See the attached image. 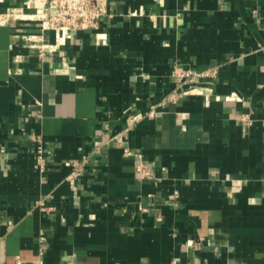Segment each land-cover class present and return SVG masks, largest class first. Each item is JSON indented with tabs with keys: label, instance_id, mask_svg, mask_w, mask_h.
<instances>
[{
	"label": "crops",
	"instance_id": "0c3cea01",
	"mask_svg": "<svg viewBox=\"0 0 264 264\" xmlns=\"http://www.w3.org/2000/svg\"><path fill=\"white\" fill-rule=\"evenodd\" d=\"M101 1L54 55L38 22L0 25V264H264V0Z\"/></svg>",
	"mask_w": 264,
	"mask_h": 264
},
{
	"label": "built area",
	"instance_id": "2783aa9c",
	"mask_svg": "<svg viewBox=\"0 0 264 264\" xmlns=\"http://www.w3.org/2000/svg\"><path fill=\"white\" fill-rule=\"evenodd\" d=\"M23 9L31 13L26 16L15 15L11 11L0 15V25L8 23L10 19H20L35 21L40 24L41 34L29 35L28 47L30 50L38 52L39 57L44 55H54L59 51L61 44L72 40L80 31L97 30L102 17L106 15V5L101 0H25L22 5ZM51 31L55 34L53 43H48L43 39V32ZM172 75L179 86L187 85L191 87L199 80L212 79L216 75V69H207L205 71H195L181 65H174ZM176 100V96L171 97V101ZM155 111L152 109L149 117L154 116ZM244 122H249L248 117L244 115L241 118ZM114 139L125 145L123 148V155L130 156L131 152L128 149L127 130L114 136ZM32 141L37 144L36 148V163L40 170H44L45 159L42 146V137L40 135H32ZM87 166V158L82 157L78 161L71 163V171L66 180L76 195V180L85 171ZM136 172L141 175L143 179L148 177L147 169L138 165ZM77 197V196H75ZM177 197V193L170 196L171 199ZM44 235L40 236V242L44 241ZM41 254V252H40ZM21 264L20 261H17ZM41 263V261H40Z\"/></svg>",
	"mask_w": 264,
	"mask_h": 264
}]
</instances>
